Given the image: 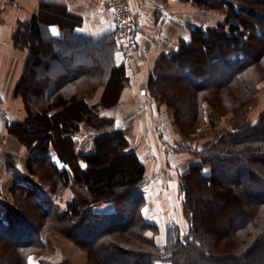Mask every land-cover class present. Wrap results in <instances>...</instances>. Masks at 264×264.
<instances>
[{
    "label": "trees",
    "instance_id": "16d2710c",
    "mask_svg": "<svg viewBox=\"0 0 264 264\" xmlns=\"http://www.w3.org/2000/svg\"><path fill=\"white\" fill-rule=\"evenodd\" d=\"M193 1L201 8L225 11L228 28L195 26L190 39L184 41L178 51L157 62L147 88L157 102L168 105L174 123L184 136L193 134L206 122L208 107L212 108L208 116L211 124H219L223 114L237 108L233 105L241 106L250 95L248 93L256 92L262 87L258 83L264 81V44L256 42L255 46L262 48L257 51L254 44L248 42L249 35L264 36V0ZM39 14L21 26V31L15 35L16 43L31 49L23 86L29 121L41 124V131H47V123H51L57 141L63 130L67 135L72 134L81 118L97 132L98 123L109 121L106 129L110 130L113 118L103 115L99 104L87 106L82 100L99 85L115 78L116 70L118 76L122 75L124 64L115 62V51L119 49L117 32L98 40L87 39L78 33L75 27L78 22L69 20L63 7L43 5ZM52 20L59 23L63 34L45 32L46 23ZM235 39L238 44L231 43ZM246 44H252L251 53ZM195 52L204 56H193ZM35 76L45 79L34 83ZM236 86L247 93L231 98L229 92ZM33 88H36L35 93ZM53 88L54 91L46 96ZM59 106L63 108L49 117L48 110ZM88 108L93 111L95 122L88 120ZM101 128L104 132L105 128ZM263 133L264 110L257 123H247L229 131L206 151L198 153L203 162L191 166L180 178L179 194L189 228L186 232L176 228L174 232L169 226L163 244L147 235L148 230L157 232L158 228L145 214L146 199L141 191L145 184L143 163L134 152L125 150L124 134L106 133L97 140V147L100 140L116 138L119 155L131 157L130 164L118 171L108 163L106 151L99 148L96 153L89 154L87 169L75 179L74 198L64 210L58 204L44 201L26 186H15L12 193L21 208L0 207V245L3 244L0 264H28L27 255L44 247L42 234L51 227L74 237L89 251L93 264L94 261L95 264H113L112 261L114 264H247L249 258L264 264V220L260 226L257 223L260 213L264 214V193L249 185L259 173H264V158L253 154L264 149ZM61 150L65 156L70 154L67 145ZM232 157H245L252 167L245 175L237 168L229 173L226 165ZM34 160L28 165L30 171L42 181L50 178L51 191L60 195L68 184L66 167L59 166L47 152ZM100 167H108L105 180L97 182L113 192L108 199L96 198L95 182H88L85 177L92 169ZM206 167L209 169L205 170ZM201 187L216 194L224 211L239 212L218 234L212 233L209 225L205 226L207 213L192 203L196 200L194 193ZM120 188L123 202L115 198ZM30 199L35 203L36 210H32L35 212L30 210ZM106 201L115 204L114 211H94L95 205ZM123 253L130 258L124 257L121 263L115 256Z\"/></svg>",
    "mask_w": 264,
    "mask_h": 264
},
{
    "label": "crops",
    "instance_id": "0c3cea01",
    "mask_svg": "<svg viewBox=\"0 0 264 264\" xmlns=\"http://www.w3.org/2000/svg\"><path fill=\"white\" fill-rule=\"evenodd\" d=\"M105 1L0 0V207L11 208L7 196L12 195L15 186L23 185L35 191L37 196L40 194L44 201L58 204L61 210L66 209L73 199V183L87 169L86 157L97 152L99 137L106 133H122L127 141L125 150L134 152L144 165L145 184L141 191L148 203L145 214L147 220L158 228L156 239L159 237L162 241L166 228L184 226L183 203L179 198L180 176L198 164L199 159L192 147L195 141L181 134L171 110L149 94L148 83L161 57L178 51L184 41L190 39L195 26H215L216 19L225 23L226 16L216 15V11L201 10L193 0H130L135 10L143 13L142 27L136 36L135 58L127 62L119 49L115 51V62L124 64V67L121 76L116 70L115 98L110 104L104 102L107 84L99 85L95 93L82 100L87 106L102 105V114L112 117L114 123L110 130L97 132L81 118L72 134L65 132L63 137L69 141L74 154L72 165L65 153H61V146L67 144L60 145L61 137L57 141L52 129L44 137L52 135L56 136L55 139L33 135V139L28 141L29 134L25 131L32 125L23 86L31 49L16 43L15 35L34 15H40L41 6L59 5L69 20L78 22L75 27L81 36L98 40L116 32L114 14L106 7ZM46 24L47 34L64 33L55 20ZM43 79L35 76L32 81L39 84ZM53 91L54 88L46 96ZM62 108H53L47 114L51 117ZM46 152L59 166L67 169L68 184L63 191V201L56 198L40 182L39 175L29 169L30 161ZM114 210L113 202L94 206V211L99 213ZM147 235L152 237V231ZM42 240L47 244L44 235Z\"/></svg>",
    "mask_w": 264,
    "mask_h": 264
},
{
    "label": "rangeland",
    "instance_id": "374dc122",
    "mask_svg": "<svg viewBox=\"0 0 264 264\" xmlns=\"http://www.w3.org/2000/svg\"><path fill=\"white\" fill-rule=\"evenodd\" d=\"M201 10H211V11H216V15H220L226 16V21L228 19V15L225 11L222 10H218V9H206V8H201L199 7ZM138 11V10H137ZM219 19H216V24L215 25H223L225 26V28H228V24L225 25V23H220L218 22ZM143 21V20H142ZM117 32V31H116ZM249 33L246 34V37H248ZM245 37V38H246ZM212 40V36L208 39V42ZM235 43L238 44V39L233 40L231 43ZM248 42L254 44L257 42H260L262 44H264V36L262 37H252L251 35H249L248 38ZM215 43V41H214ZM117 44L118 43V39H117ZM218 44V43H217ZM250 44V45H252ZM221 45V44H220ZM249 44H246L245 47L247 48L248 52L251 53L252 49ZM222 46V45H221ZM255 48L258 50L262 51V48L260 46H255ZM197 53V54H196ZM194 55H197L198 57H202L204 56V54L202 55L199 54V52H195ZM186 61V60H185ZM33 80V79H32ZM258 85H262V87L260 89H258L256 92H249L248 94H250L249 96L247 95L242 101V105L239 106L238 105H233L232 107L235 109H231L229 111H227L225 114H223L221 116V120L219 122V124L216 125H212L210 122V118L209 113L211 111V107H208V115H207V120L206 122L200 126V128L194 132L191 135L185 136L187 138L190 137V139H192L193 141H195L194 146L193 147V151H195V157H198L199 159V163L201 164L203 162L202 158L199 156V152H203L206 151L207 148L211 147L213 144H215V142H217L222 136H225L229 131H233L236 130L237 128L243 127L245 126L247 123H257L262 111L264 110V81L261 83V81L258 83ZM107 94H105V98H104V102L110 104L112 102V100L115 98L113 95V92L117 86V81H115V78L111 79L110 82L107 83ZM98 88V87H97ZM34 89V88H33ZM36 89V88H35ZM232 91L229 92L231 94V98L233 96H236L237 94H241L243 95L244 93L246 94L247 92L245 91L243 93V89H239L237 86L231 89ZM97 90H93L91 93H89L88 96L92 95L93 93H95ZM166 104V103H164ZM167 105V104H166ZM73 108H75V105ZM99 106L102 107V105L99 104ZM168 107V105H167ZM102 111V110H101ZM93 111L88 108V120L90 122H95L96 120H94V117L92 116ZM216 118H219L218 116H216ZM103 124V126H101ZM102 124L98 123V129L100 132H102L100 130V128H105L103 131L105 132V130H107L106 128L108 127V125L110 124L109 121H104L102 122ZM30 126L31 128H28V130H26L25 132H27L29 134L28 137V141H31L34 136H39L40 138H48L49 137H53L52 135L50 136H46L44 137L45 132L47 133L49 130L53 129L55 131V129L53 128V126L51 125V123H47V128L45 131V129L43 131H41V124H37L36 123H31ZM91 126V125H90ZM93 127V126H92ZM101 128V129H102ZM66 130H63V132H61L59 134V136L61 137V141H60V145L66 143L68 148H70V154H66V158L69 159V161H71L72 165L74 164V154H73V150L72 147L70 146V144H68L69 141H67V139H65L63 137V134L65 133ZM98 131V132H99ZM56 133V132H55ZM264 134V133H263ZM184 136V135H183ZM54 139L56 138V136L53 137ZM66 146V145H65ZM63 148V146H61ZM101 149V151H106L107 152V161L110 164V166H114L118 171H123L125 170V168L127 167L128 164H130V159L131 157H126V156H120L119 155V148H118V142L115 139H103L100 140L99 142V147H97L98 149ZM190 148V146L188 147ZM64 152V151H63ZM253 154H257L259 156H261L262 158H264V149L263 150H258V151H254ZM228 155V154H227ZM233 160L232 161H228L227 162V169L228 171H231L229 173H232V170L234 169H241L243 172L242 174H246L247 169H249L250 167H252L251 162L247 161V159L245 157H239V158H234L232 157ZM197 165V164H196ZM75 166V165H74ZM191 168V167H190ZM209 167H206L205 170H208ZM108 173V167H100V168H94L91 170L89 175H85L87 181L89 182L94 181L95 183L93 184V187L97 190V194H96V198H100L101 196L105 197V198H110V195L113 193L111 190L107 189V187L105 186V184L102 183H98L100 182V180H105V176ZM259 177L256 178L254 181H251L249 183L250 187H253L254 189H259L260 191H262V193H264V173H259L258 174ZM195 175L191 176V181L192 178H194ZM181 178V176H180ZM40 182L45 186L48 187L51 190V181L50 178H45V180H41ZM47 183V184H46ZM75 183H73V187H72V192H73V198L75 195ZM92 187V186H91ZM252 189V188H251ZM179 191H180V181H179ZM123 190L120 188L119 191H117L115 193V198H118L121 202H123ZM53 195L56 196V198H60L61 201H63V192L60 195H56L54 193H52ZM196 196V200L193 203V205H196L199 209H201L202 211H204V213L207 215L205 216V226L207 227V225H209V227L211 228V231H213L212 233L218 234V232H221V230L226 229V226L229 224V219H233L235 220V216L238 215V210H234V209H230L227 211H224L223 209L220 208L219 206V198L216 196V194H214V192L210 189H206L201 187L200 189H198L197 192L194 193ZM26 196V195H25ZM28 196V194H27ZM26 196V197H27ZM40 198L41 195L39 194ZM8 201L11 203V208H13V210L18 207L21 208V205H17L13 196L12 195H8L7 196ZM28 198V197H27ZM179 198L181 199V195L179 194ZM33 199V198H32ZM106 199V200H107ZM73 200V199H72ZM106 202H111V201H106ZM182 202V199H181ZM64 203V202H62ZM104 203V202H102ZM30 204V210H36L35 209V203L34 201H32L30 199L29 201ZM101 204V203H99ZM147 201H146V209L145 212H147ZM23 206V205H22ZM10 209V208H9ZM11 209V211H13ZM35 212V211H32ZM77 213V212H76ZM183 215L184 218H182V221L184 220V226H179V225H173L172 227L174 228L173 231H176V228L179 229L181 232H186L189 228V224L187 221V217L184 213V209H183ZM264 220V214L260 213L259 217L257 218V223L262 224ZM207 224V225H206ZM258 224H256V226H258ZM263 226V225H262ZM167 230V228H166ZM150 231V230H148ZM147 231V232H148ZM152 231V236H154L156 238V236L158 235L157 232H155V230H151ZM166 232L164 233V235L166 236ZM45 236V239L47 241V244L44 245L43 248L39 249V250H35L32 251L30 254L27 255V261L28 264H41L43 263H48V264H93L91 255L89 254V251L87 249H85L83 246H81L79 243H77L75 241L74 237H69V235H66L65 233H63L59 228L57 227H51L49 229H47L42 236ZM167 237V236H166ZM157 242L159 244H163L165 241V237L162 241H160L161 239L158 237ZM44 242V241H43ZM1 244V243H0ZM6 246V245H5ZM1 249L3 248V244L0 245ZM8 248V245L6 246ZM234 248L230 249L233 250ZM118 260L121 263H124V260L126 258H130V256H128V254L126 255L125 253L121 254H117ZM116 262V261H115ZM112 263L114 264V262L112 261ZM95 264V261H94ZM247 264H260V261H255L253 258H249L247 259Z\"/></svg>",
    "mask_w": 264,
    "mask_h": 264
},
{
    "label": "built area",
    "instance_id": "2783aa9c",
    "mask_svg": "<svg viewBox=\"0 0 264 264\" xmlns=\"http://www.w3.org/2000/svg\"><path fill=\"white\" fill-rule=\"evenodd\" d=\"M105 5L114 14L119 51L127 62H132L136 52V36L143 23V13L135 10L130 0H106Z\"/></svg>",
    "mask_w": 264,
    "mask_h": 264
}]
</instances>
